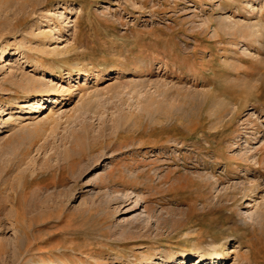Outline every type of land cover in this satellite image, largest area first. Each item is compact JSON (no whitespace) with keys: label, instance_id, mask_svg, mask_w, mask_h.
I'll return each instance as SVG.
<instances>
[{"label":"rangeland","instance_id":"obj_1","mask_svg":"<svg viewBox=\"0 0 264 264\" xmlns=\"http://www.w3.org/2000/svg\"><path fill=\"white\" fill-rule=\"evenodd\" d=\"M219 245L264 264V0H0V264Z\"/></svg>","mask_w":264,"mask_h":264},{"label":"bare ground","instance_id":"obj_2","mask_svg":"<svg viewBox=\"0 0 264 264\" xmlns=\"http://www.w3.org/2000/svg\"><path fill=\"white\" fill-rule=\"evenodd\" d=\"M66 27V26H65ZM47 74V73H46ZM52 74V73H51ZM53 77V76H52ZM87 84L88 83H85L83 86H82V88H81V91L79 92V96L81 95V94H83L84 92H86V90H87ZM89 85V84H88ZM36 95H46V96H54V95H56L57 93H59V89L56 87V86H53V85H51V86H49V87H47V88H45V90L44 89H39L38 87H36ZM86 89V90H85ZM88 91V90H87ZM83 92V93H82ZM45 96V97H46ZM37 97H39V96H37ZM43 98V97H42ZM36 104H37V106L40 108V100H38L37 102H36ZM24 108H26V107H24ZM41 109V108H40ZM23 112V111H22ZM51 112H52V110H51ZM18 114V113H17ZM52 114V113H51ZM17 115H11V118H10V121L12 122V123H14V122H17V120L18 119H20V117H16ZM50 123V122H49ZM250 217V216H249ZM220 249H222L221 247H220V245L219 246H215L214 247V252L213 253H211L210 255L208 254V255H201V256H199V262L197 263V264H203L205 261H203V259L204 258H207V260L206 261H209V262H211V264H220L222 261H224V254L220 251ZM236 251L234 250V251H232V252H229V250L228 251H226V256H230L232 253H235Z\"/></svg>","mask_w":264,"mask_h":264}]
</instances>
